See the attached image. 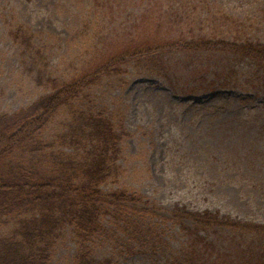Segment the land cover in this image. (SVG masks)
<instances>
[{
  "label": "rangeland",
  "instance_id": "1",
  "mask_svg": "<svg viewBox=\"0 0 264 264\" xmlns=\"http://www.w3.org/2000/svg\"><path fill=\"white\" fill-rule=\"evenodd\" d=\"M180 1L0 0V114L27 107L50 90L32 66V54H24L8 34L18 24L43 49L46 75L63 81L97 70L104 54L124 49L128 56L150 43V55L130 56L122 71H101L78 99L84 108L106 109L113 123L123 121L133 133L123 142L125 174L119 184L105 185L106 192L122 186L139 191L163 215L180 202L264 222V69L225 52L155 49L153 43L168 36L159 18L172 4L190 18L184 36L264 40V0H200L190 8ZM7 14L17 21L6 22ZM227 67L234 68L228 83L220 71ZM64 125L65 115H57L43 137L54 139ZM63 148L74 150L72 144ZM171 224L154 248L127 237L105 217L108 230L94 240V255L111 264H182L185 239ZM57 241L51 264H74L78 245L71 228Z\"/></svg>",
  "mask_w": 264,
  "mask_h": 264
},
{
  "label": "trees",
  "instance_id": "2",
  "mask_svg": "<svg viewBox=\"0 0 264 264\" xmlns=\"http://www.w3.org/2000/svg\"><path fill=\"white\" fill-rule=\"evenodd\" d=\"M199 1L181 0L179 5L190 8ZM174 6L160 15L159 26L169 30L168 36L153 41L158 43L155 49L220 51L264 69V40L184 36V23L191 21L175 12ZM222 18L236 21L227 14ZM8 20L14 23L17 16L7 14ZM143 20L148 22L146 17ZM14 27L8 34L22 45L24 54H32V66L50 90L27 107L0 114V264H51L52 251L66 228H71L78 245L74 264H111L108 259H96L92 246L107 232L108 216L124 235L154 248L165 241L167 224L172 222L185 239L182 264H264V222L241 220L218 209H193L180 202L170 215H163L156 202L139 191L122 186L106 192L105 185L119 184L125 174L123 142L133 133L123 121L113 123L106 109L84 108L78 99L99 80L101 71H122V63L130 56L150 55L154 45L133 48L128 56L124 49L104 54L97 70L63 81L46 75L47 57L35 46L34 33L21 24ZM220 71L228 83L234 68ZM59 114L65 115L63 131L46 139L43 130ZM70 144L74 150L68 152L63 147Z\"/></svg>",
  "mask_w": 264,
  "mask_h": 264
}]
</instances>
